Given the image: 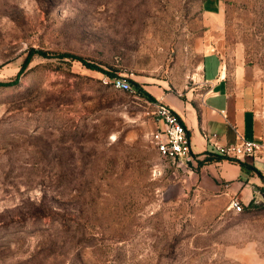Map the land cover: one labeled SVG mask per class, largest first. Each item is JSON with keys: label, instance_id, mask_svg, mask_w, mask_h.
<instances>
[{"label": "rangeland", "instance_id": "374dc122", "mask_svg": "<svg viewBox=\"0 0 264 264\" xmlns=\"http://www.w3.org/2000/svg\"><path fill=\"white\" fill-rule=\"evenodd\" d=\"M222 6L212 46L206 0H0V264H264V199L161 157L142 92L202 83L206 53L244 68L264 156V0Z\"/></svg>", "mask_w": 264, "mask_h": 264}, {"label": "crops", "instance_id": "0c3cea01", "mask_svg": "<svg viewBox=\"0 0 264 264\" xmlns=\"http://www.w3.org/2000/svg\"><path fill=\"white\" fill-rule=\"evenodd\" d=\"M205 15L212 27L205 40L212 46L222 44L219 26L224 19L222 0H206ZM244 74V68L240 67L231 79L221 58L206 53L202 83L183 93L172 92L164 85L153 87L151 94L156 101L168 105L184 123L190 148L199 161L218 155L212 153L214 145L237 144L242 139L261 140L262 126L257 112L260 97L256 87L245 83ZM232 160L206 162L199 165L198 174H192L198 175L201 188L229 202L237 198L245 205L258 203L264 198V156L239 160L246 166Z\"/></svg>", "mask_w": 264, "mask_h": 264}, {"label": "built area", "instance_id": "2783aa9c", "mask_svg": "<svg viewBox=\"0 0 264 264\" xmlns=\"http://www.w3.org/2000/svg\"><path fill=\"white\" fill-rule=\"evenodd\" d=\"M116 86L122 90H133L132 85L122 79L116 81ZM153 108L159 122V126L153 134L157 152L161 157L177 162L178 166L191 169L200 158L195 156L190 148V140L184 123L168 105L160 101H155ZM261 152L262 143L260 141L246 139H242L237 144L214 145L212 148V153L233 160L260 155ZM229 208L241 212L244 209V204L239 199L232 198Z\"/></svg>", "mask_w": 264, "mask_h": 264}, {"label": "trees", "instance_id": "16d2710c", "mask_svg": "<svg viewBox=\"0 0 264 264\" xmlns=\"http://www.w3.org/2000/svg\"><path fill=\"white\" fill-rule=\"evenodd\" d=\"M62 57L72 58L73 60L81 61L87 67L93 68V69H97V67L95 65H92L86 59H83L81 57H74V56L69 55V54H64V55H62ZM17 82H18L17 79L15 81L7 82V83L0 82V86H11V85L17 84ZM131 82L136 88H138L139 90H142V88H141V86H140V84L138 82H135V81H131ZM142 92H144L148 96L149 99H152V100L156 101V99L151 94H149V93H147L145 91H142ZM225 159L226 158L221 156V155L209 156V157L205 158L203 161H200L199 165L202 166L206 162H216V161L225 160ZM232 161L233 162H237V163L241 164L242 166H246L245 163H242L239 160H232ZM263 179H264V177H263ZM251 204H253V203H250L247 206L249 207V206H251Z\"/></svg>", "mask_w": 264, "mask_h": 264}, {"label": "water", "instance_id": "95a60500", "mask_svg": "<svg viewBox=\"0 0 264 264\" xmlns=\"http://www.w3.org/2000/svg\"><path fill=\"white\" fill-rule=\"evenodd\" d=\"M264 199V198H263Z\"/></svg>", "mask_w": 264, "mask_h": 264}]
</instances>
